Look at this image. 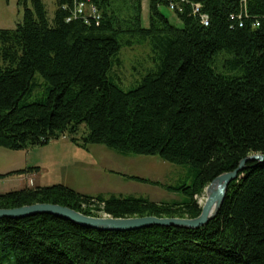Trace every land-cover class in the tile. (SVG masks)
Wrapping results in <instances>:
<instances>
[{
    "label": "trees",
    "instance_id": "16d2710c",
    "mask_svg": "<svg viewBox=\"0 0 264 264\" xmlns=\"http://www.w3.org/2000/svg\"><path fill=\"white\" fill-rule=\"evenodd\" d=\"M22 1V19L0 28V146L19 150L67 135L82 146L188 164L194 178L171 185L127 176L188 196L177 202L84 194L57 183L0 193V207L48 202L92 216L195 217L194 196L216 175L264 153V0H246V12L240 0H188L180 12L168 7L179 0H145L147 26L144 0H91L100 18L88 22L67 20L73 0H54L52 18L42 0ZM189 2L201 4L208 25ZM133 41L148 42L156 65L123 90L108 73ZM222 52L228 57L215 60ZM216 62L240 74H222ZM35 74L46 95L27 102ZM0 264H264V162H248L216 216L198 228L104 231L46 213L0 218Z\"/></svg>",
    "mask_w": 264,
    "mask_h": 264
},
{
    "label": "rangeland",
    "instance_id": "374dc122",
    "mask_svg": "<svg viewBox=\"0 0 264 264\" xmlns=\"http://www.w3.org/2000/svg\"><path fill=\"white\" fill-rule=\"evenodd\" d=\"M47 15L52 18L54 0H42ZM30 7V2L27 1ZM24 4L22 0H0V28H13L22 19ZM159 10L175 25H180L176 14L167 6ZM141 23L148 25V3H141ZM228 57L225 52L218 53ZM119 64H114L108 75L123 90L134 87L141 77L154 68V54L148 42H134L124 45L116 55ZM115 61V58H114ZM116 63V62H115ZM213 64L215 70L222 74H240ZM36 87L26 97L30 102L46 95V82L35 74ZM19 170L26 172L20 173ZM10 173V174H9ZM0 193L36 185L63 184L84 194L133 195L145 197L156 202H177L188 196L182 191L168 190L159 185L139 182L127 176L135 175L164 184L191 185L194 169L188 164L168 162L155 155H123L103 144L82 146L71 141L67 135L52 139L46 144L25 149L12 150L0 146ZM203 193L195 195L197 202Z\"/></svg>",
    "mask_w": 264,
    "mask_h": 264
},
{
    "label": "water",
    "instance_id": "95a60500",
    "mask_svg": "<svg viewBox=\"0 0 264 264\" xmlns=\"http://www.w3.org/2000/svg\"><path fill=\"white\" fill-rule=\"evenodd\" d=\"M252 161L263 163L264 153H251L242 158L233 170L216 175L205 186L202 200L198 202L200 212L195 217L155 215L112 217L106 214L92 216L64 205L36 202L11 208L0 207V218H21L34 214L46 213L69 220L84 227L104 231H127L151 225L198 228L207 224L216 216L225 198L229 183L238 177V173L247 167L248 162Z\"/></svg>",
    "mask_w": 264,
    "mask_h": 264
},
{
    "label": "built area",
    "instance_id": "2783aa9c",
    "mask_svg": "<svg viewBox=\"0 0 264 264\" xmlns=\"http://www.w3.org/2000/svg\"><path fill=\"white\" fill-rule=\"evenodd\" d=\"M188 0H179V2H169L168 7L172 10L182 11L183 9V2H187ZM245 1L240 0V3L245 11ZM190 3V2H189ZM191 13L198 14L200 18V22L202 25H208L209 18L206 13L201 12V4L199 2H191ZM71 18H82L85 22H88L89 18L98 21L100 18V13L96 7V5L91 0H73V6L71 9V14L67 18L70 20ZM241 18V17H240ZM255 25H259V21H256Z\"/></svg>",
    "mask_w": 264,
    "mask_h": 264
}]
</instances>
